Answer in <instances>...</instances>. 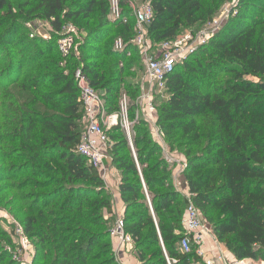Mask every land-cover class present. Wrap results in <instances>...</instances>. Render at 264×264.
<instances>
[{"label": "trees", "instance_id": "obj_1", "mask_svg": "<svg viewBox=\"0 0 264 264\" xmlns=\"http://www.w3.org/2000/svg\"><path fill=\"white\" fill-rule=\"evenodd\" d=\"M20 1L24 6L31 0ZM207 1L205 5L203 0H147L154 11L149 26L152 41L176 38L185 25L193 28L200 23L196 29L200 28L227 0ZM9 2L0 0V11ZM130 3L131 0H119V18H110L109 0H37L36 5L56 30L71 23L82 32V20H86L85 24L98 20L96 27L85 30L87 35L80 51L85 72L105 99L109 113L120 111L117 84L123 82L121 72L125 69L120 64L127 62V54L135 47L128 44L120 51L115 49V41L106 48L97 44L105 43L119 26H123L119 37L126 42L133 37L129 19L124 22L126 17L134 16ZM23 42L25 38L16 46ZM2 43L13 45V40L3 38ZM46 48L36 50L30 57L22 56L26 46L19 51L14 57L17 61L0 71V96L15 84L23 91H38L46 82L59 84L58 89L42 93V97L60 107L61 113L31 117L28 109L21 107L17 118L4 117L9 124L0 122V135L2 141L18 139L21 148L35 152L34 165H28L34 170L37 161L62 164L68 177L67 188L60 192L69 193L62 209L73 216H44L47 228L37 232L35 225L40 224L43 214L40 210L25 218V230L36 231L45 238L42 248L44 252H54L53 264H121L110 235L111 220L100 213L104 209L112 211L113 197L108 193L104 199L108 190L99 171L77 152L84 110L74 79L76 60H70L66 74L60 65L56 41ZM54 50L58 58L49 64L52 71L29 82H19L24 68L37 64L32 69H38L41 57ZM200 53L202 58L197 56ZM133 88L131 120L139 92L137 83ZM157 112V126L171 146L179 142L178 147L185 148L189 194L212 226L217 241L237 259L264 263V0H239L234 5L226 23L208 43L176 67L167 84V98L160 100ZM11 127L13 130H9ZM135 127V153L120 124L108 134L114 142L109 149L112 165L121 175L124 227L133 238L140 264H204L195 251L183 252L179 245L185 235L183 219L188 197L175 187L161 145L147 130L135 137ZM34 139V145H30ZM79 180L86 184H79ZM94 192L103 199L98 204L91 203L86 211L84 197ZM77 218L87 220L85 225ZM93 225L103 229L92 231ZM102 242L105 249L95 253Z\"/></svg>", "mask_w": 264, "mask_h": 264}, {"label": "rangeland", "instance_id": "obj_2", "mask_svg": "<svg viewBox=\"0 0 264 264\" xmlns=\"http://www.w3.org/2000/svg\"><path fill=\"white\" fill-rule=\"evenodd\" d=\"M9 1V6L0 11V71L5 69L10 63H15L17 60L14 57L19 54V51L21 52V49L25 48V46L26 49H24V53L23 55L21 53V55H27L30 57L35 54L36 50L40 49L45 51V49H47V45H51L54 41H56V37L52 33L51 24L41 16V10L36 9L37 0H31L30 4L24 6H22V2L20 0ZM86 1L87 0H77V3H84ZM203 1L204 4L207 5L208 1ZM238 1L239 0H227L223 4H220V6L216 8L214 15L208 17L206 21L219 18L221 16L224 21L227 12L226 9L232 10ZM146 2L147 0H131L130 5L134 11ZM70 3L71 2H68L66 4L67 7L70 6ZM20 8H22V10H20ZM126 19H129V27L131 29L130 35H133L135 24L134 16L126 17ZM226 21L227 18L223 25ZM82 23L84 25V29L89 31L98 25V20L95 18L91 19L87 24H85L86 20H82ZM198 24L194 25L193 28H190V26L187 25L183 26L179 36H182L189 30H196V26ZM203 26L204 25L199 27L202 28ZM122 28L123 26L117 27L115 29V33L110 35L105 43L97 45H100L102 48H106L108 43L111 44L119 37L118 31ZM200 28H197V30ZM85 30L80 33V40L85 41L87 35ZM32 33L35 34L34 37H31ZM3 38L12 39L13 45H8L6 43L3 44ZM24 38L25 42H23V45L19 46L18 44L17 47L16 43ZM55 53L56 51L54 50L51 54L43 55L40 60L41 65L38 69H32V67L37 64H34L32 67L27 66L24 68L22 74L19 76V82H29L36 76L41 74H44L43 76H45L47 73L52 71L51 68H49V64L53 63V61H57L58 56ZM197 56L198 58H202L203 53H200ZM103 59H107V57H103ZM126 61L127 62L120 64V66L125 69L121 72V79L123 82L117 84L120 89L117 99L119 102L117 103V106L120 104L121 99L126 96L129 101V107H131L134 95L133 84L137 83L142 76L143 68L139 55L135 49L130 50V53L126 56ZM208 61V59L205 60L206 63ZM58 87L59 84H52L49 82H46L41 88H39L38 91H23L18 88V84L7 87V89L3 90L0 96V122H2L3 125L9 124V119H5L4 117L9 116L17 118L21 113V107L28 109L27 111L31 117H36V115L39 117L58 115V113H61V108L55 106L52 101H46L42 97V93L51 92L52 90L58 89ZM37 106L38 110H36ZM34 110H36V112ZM136 117L137 115L135 110L132 119L135 120ZM134 126H136L134 132L135 137H141L142 131L147 130L152 134L151 136L153 139L159 143L153 127L144 115H139ZM9 130H13V127ZM38 131L39 129L36 133H38ZM161 137L168 154L169 152L171 155L176 153L177 157L182 156V158H186V155L184 154L185 148L183 146L178 147L179 142L175 143L172 147L171 141H169L164 134ZM185 141L186 140H182L184 143ZM35 142L36 141L34 139L31 140L29 144L34 145ZM162 152L163 156H165L163 148ZM34 154V151L30 153L27 149L21 148L18 139H5L2 141V136L0 135V264H27L30 259L33 260L34 264H53L54 252L43 251V245L41 243L45 238L43 236H39L37 232L47 228L44 216H47L48 219L55 215L73 216L72 212L62 209V204H64L69 193L67 191L64 193L60 192V189L67 188L68 173L64 174L62 164L57 166L55 162H52L50 165H45L44 162L40 163L37 161V170L30 168L28 165H34V160L32 159ZM173 157L175 159L173 163L167 162L169 171L172 173L174 166L177 165L180 166L179 169L181 171L185 170L183 168L184 164L187 163V158L185 159V162H177V157ZM173 181L177 190L180 191L178 186L179 182L175 181L174 178ZM78 183L86 184L84 180H79ZM98 190L99 189H97V191ZM58 193L61 194L59 195ZM108 193L111 194L112 192L108 190L104 199L107 198L109 195ZM101 199H103V196L97 195L96 192L85 196L84 207L86 211L91 208V203L98 204V201ZM33 208L34 210L31 211ZM40 210L43 211V214H41V219L39 220L40 224L38 223L35 225V230L37 232H26L24 227L25 218L32 213L37 215L40 213ZM100 213L104 215L105 219L111 220V224H113L115 216L106 218V209L101 210ZM77 220H81L83 223L82 225H85L87 221L82 218H77ZM20 228L23 229L24 235L27 237L28 243L31 247L29 255L25 253L21 244V236L18 233ZM90 229L97 232L103 228L100 225H93L90 226ZM69 230L72 231V229ZM207 245L211 248V244L209 242ZM104 249L105 242H102L98 245V248H96L95 253L103 251ZM212 249H214V247H212ZM120 256L122 255L117 256L119 261H121ZM35 258L37 259L36 262L34 260ZM259 264L262 263L259 262Z\"/></svg>", "mask_w": 264, "mask_h": 264}, {"label": "built area", "instance_id": "obj_3", "mask_svg": "<svg viewBox=\"0 0 264 264\" xmlns=\"http://www.w3.org/2000/svg\"><path fill=\"white\" fill-rule=\"evenodd\" d=\"M109 2L111 7L110 18H119L121 14L119 0H109ZM226 11L225 17L227 18L231 10L226 9ZM133 12L135 19L133 37L128 42L122 37H118L114 42V47L117 50L124 51L128 44H132L137 50L143 65L142 76L137 81L139 92L134 100L137 115L135 120H131L129 117V101L126 96L120 101V111L109 113L102 94L92 86L82 62L80 51V46L83 43V40H80V33L82 32L71 23H65L59 30L51 25L52 33L56 37L57 50L61 56L60 65L65 69L66 74L69 73L70 60H76L74 79L80 91V99L84 110L83 130L77 145V152L87 160L88 165L99 171L105 183L109 177L107 162H112L109 149L114 145L108 131L120 124L125 130L130 146L135 153L132 140L133 126L140 114L144 115L153 127L164 150L166 161L169 163L175 161L174 155H171L170 152L167 153L161 137L163 132L157 126L158 103L160 100L167 98V84L176 67L182 64L200 46L208 43L212 35L222 27L226 20L225 18L223 21L221 16L208 21L199 30L192 29L182 36L155 43L149 35V26L154 17L151 4L146 2ZM51 20L55 19L52 18ZM127 21L128 19L125 18L124 22ZM34 36L35 34L32 33L31 37ZM185 167L186 163L183 169ZM186 196L188 197V203L183 219L185 235L179 244L183 252L191 253L195 251L203 259L204 264H259V262L252 259L229 257L216 238L212 246L214 249L206 250V237L209 236V233L205 228V220L191 195L187 194ZM18 233L21 236L23 249L29 255L31 247L23 229L20 228ZM110 235L113 241L116 242L114 245L116 258L118 255H122L120 256L121 261L117 258L122 263L123 254L128 251L132 252L135 248L132 236L125 230L123 215L115 217V221L110 228ZM27 264H34L33 260L30 259Z\"/></svg>", "mask_w": 264, "mask_h": 264}, {"label": "crops", "instance_id": "obj_4", "mask_svg": "<svg viewBox=\"0 0 264 264\" xmlns=\"http://www.w3.org/2000/svg\"><path fill=\"white\" fill-rule=\"evenodd\" d=\"M174 156L177 157L176 153H174ZM176 159H177V162H179V161L185 162L186 161L185 160L186 158H182V156H179ZM107 164L109 166V177H108L105 184H106L107 190L112 192L111 194L113 197V199H112L113 201H112V211L110 213L107 212L106 218L112 217V216L117 217L118 215H123L124 210H125V203L121 197V193H120V189H119L120 179H121L120 172L112 165L111 161H108ZM179 168H180L179 165L174 166V169L172 171V176L175 179V181L179 182L178 186H179L180 191L184 195H187V194H189L188 181H187L184 170L181 171ZM204 224H205L206 231H208V233H209V236L206 237V242L207 243L209 242L211 244V250H212L213 241L216 237L214 235L212 226L209 223H207L206 221ZM113 244L114 245L116 244L115 240L113 241ZM221 246L229 257H231V258L235 257L234 254L232 252L228 251L223 244H221ZM208 249H210L209 245H207L206 250H208ZM122 263L123 264H140V261L136 255L135 251H132V252L128 251V252H125L123 254Z\"/></svg>", "mask_w": 264, "mask_h": 264}]
</instances>
